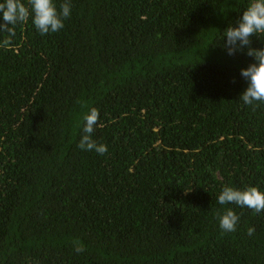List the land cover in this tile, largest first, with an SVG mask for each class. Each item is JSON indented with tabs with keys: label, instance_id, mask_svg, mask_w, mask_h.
Here are the masks:
<instances>
[{
	"label": "trees",
	"instance_id": "1",
	"mask_svg": "<svg viewBox=\"0 0 264 264\" xmlns=\"http://www.w3.org/2000/svg\"><path fill=\"white\" fill-rule=\"evenodd\" d=\"M65 2L57 32H0V264H264V211L218 203L264 192L255 60L223 47L249 0ZM92 108L103 155L77 147Z\"/></svg>",
	"mask_w": 264,
	"mask_h": 264
},
{
	"label": "clouds",
	"instance_id": "2",
	"mask_svg": "<svg viewBox=\"0 0 264 264\" xmlns=\"http://www.w3.org/2000/svg\"><path fill=\"white\" fill-rule=\"evenodd\" d=\"M70 10L68 2L62 3L57 11L54 0H27V6L23 0H3L0 2V32L14 34V27L10 26L27 22L31 16L32 24L41 35L54 33L64 27L63 21L70 16ZM235 24V27L229 26L223 32V39L226 38L223 47L229 55L246 49L245 54L255 60L246 69H241L240 74L247 82V88L240 99L245 105H253L254 102L264 103V48L257 50L250 47L251 37L258 33L264 34V0H249L248 6ZM8 42L5 40L4 45ZM98 120L99 111L95 108L83 116V135L77 147L84 151L95 150L103 155L107 152L106 145L97 144L91 135ZM218 203L236 204L260 213L264 211V192L256 187L238 190L225 186L218 196ZM238 221L239 216L232 210L218 215L219 227L224 232L235 231ZM254 232L253 227L247 230L249 236ZM74 251L80 253L84 251V248L78 244Z\"/></svg>",
	"mask_w": 264,
	"mask_h": 264
}]
</instances>
